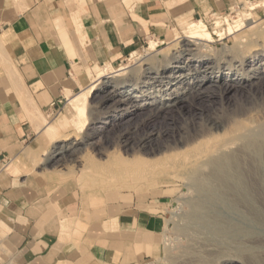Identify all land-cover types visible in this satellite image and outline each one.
Returning a JSON list of instances; mask_svg holds the SVG:
<instances>
[{
    "label": "crops",
    "instance_id": "1",
    "mask_svg": "<svg viewBox=\"0 0 264 264\" xmlns=\"http://www.w3.org/2000/svg\"><path fill=\"white\" fill-rule=\"evenodd\" d=\"M240 1L0 0V245L10 261L135 264L155 254L162 207L38 169L53 148L47 120L80 89L76 70L118 64L146 39Z\"/></svg>",
    "mask_w": 264,
    "mask_h": 264
},
{
    "label": "bare ground",
    "instance_id": "2",
    "mask_svg": "<svg viewBox=\"0 0 264 264\" xmlns=\"http://www.w3.org/2000/svg\"><path fill=\"white\" fill-rule=\"evenodd\" d=\"M234 5L229 10L234 9ZM261 7H264V0H247L235 11L234 16L212 14V26L204 19L192 20L181 28L185 32L184 37L173 47L172 52L161 59L158 57L156 61L145 62L138 72L131 73L132 83L125 84L116 79L123 68L107 75L102 69H94L96 75L92 79L85 72L76 70L73 78L80 89L87 88L88 93H91V84L95 83V91L106 90L107 85L109 88L103 98L118 96L120 104L132 98L131 105L115 109L105 116L92 117L91 109L86 110L84 106V98L73 94L75 98L69 104V111L74 114L72 120L75 125L72 130L56 135L65 127L63 117L49 127L52 134L56 135L53 147L59 145V150L56 149L42 162L58 154L62 158L73 155L77 151L75 146L97 133L99 128H103L102 125L110 124L114 119L128 114L130 107L153 105L155 110L151 115L158 114L166 107L180 109L179 104L186 98L184 95L193 93L195 97H199L202 85L206 82L219 89L218 83L224 82V89L219 90L221 92L236 86L256 87L264 79V30L247 34H241L240 31L257 21L252 11ZM237 35L243 41H237L230 47L223 46L218 52L211 48L210 43ZM178 38V35L174 37ZM156 45L155 42H150L149 48L154 50ZM135 54L136 52H132L131 57ZM221 64H225V68ZM196 74H201L198 79ZM154 85H159V88L154 89ZM248 103L238 105L219 117L206 115L202 119L203 123L193 132L186 123L183 129H180L181 126L174 130L172 141H164V148L176 150L178 145L187 147L172 155L165 153L166 160L162 162L154 163L152 159L151 162L149 159L146 161L139 155H132L133 158L126 156L128 149L133 152L153 150L151 140L146 136L136 143H130L126 138L124 151L116 148L109 159L99 161L94 166L83 164L80 170H102L108 182L124 185L132 178L181 170L190 187L198 193L204 192L202 196H205L196 200L200 201L197 204L194 202L197 207L193 208L196 210L186 218L188 224L184 229L187 234L191 232L192 235L203 231L201 233L206 239L205 243L214 246L210 250L205 244L206 247H202L206 249H202L208 248V251L203 252L199 248L202 251L198 255L191 250L189 254L194 253L196 256L192 257L191 254L192 258L189 259V256L182 264H264V244L253 228H264V94L254 96L249 105ZM90 128L92 131L88 132ZM160 158L162 160L163 157ZM231 214L248 221L247 224L250 223L251 227L242 224ZM189 228L192 229L190 232ZM190 238L194 240L192 236ZM194 242L199 243L197 240ZM173 262L181 264L179 261Z\"/></svg>",
    "mask_w": 264,
    "mask_h": 264
},
{
    "label": "rangeland",
    "instance_id": "3",
    "mask_svg": "<svg viewBox=\"0 0 264 264\" xmlns=\"http://www.w3.org/2000/svg\"><path fill=\"white\" fill-rule=\"evenodd\" d=\"M245 1L247 0H241L239 3L234 5V9L223 11L219 14H231L234 16L236 14L235 11L242 7ZM252 13L257 21L255 23H250L247 27L240 31L242 32L241 34L264 30V7L257 8L256 10H253ZM203 19L212 26L213 16L208 15ZM184 34L185 32H183L181 28H175L170 31V34L167 38H162V40L158 38H148L138 47L132 49L118 64L113 66L101 64L102 67L97 69L104 70V73L107 75L111 74L113 71L123 68L119 72L121 73L120 76H117L116 79H120L121 83H132L133 75H131V73L134 74L135 72H138L144 66L145 62L150 63L148 61H156L155 59L158 60V57L161 59L162 56L172 52L173 47L178 42H180L181 39H183ZM176 35L179 36L178 39H174ZM170 36L172 37L170 38ZM161 41L164 42L162 43ZM237 41H243V39H240L239 35L236 37L229 36L222 40H216L215 42L210 43V45L214 51L218 52L223 46H233V44L237 43ZM150 42H155L157 44L154 50L149 48ZM132 52H136L133 57H131ZM221 66L222 68H225L226 65L221 64ZM95 75L96 72L94 70L86 74V76L91 79L94 78ZM200 75L201 74H196V79H198ZM223 83L224 82L222 81L218 83L220 84V89L216 88L217 86L208 84V82L204 83V86L202 85V95L200 94L199 97H195L193 93L185 94V100L179 104L181 105L180 109L166 107L158 114L151 115L155 110L153 105L142 104L139 107H130L129 110L131 111L128 114L114 119L110 122V124L102 125L103 128H99L97 133H94L91 137L89 136L86 141H84L85 143L82 142L75 146L77 154L75 152L73 155H71L72 157L69 156L67 158H62V156L58 154L50 159H46V161H44L41 165H38V169L42 172L54 174L55 176L53 179H57L61 183L77 185L83 191H96L98 193L106 194L114 201L119 199H137L139 201H152V205L162 207V210L164 211L163 225L158 236L160 245L159 247H156L155 254L152 257L145 258L143 261H139L135 264H173V261H179L178 263L181 264L185 263L184 259L187 261L189 256V259H191L193 255L196 256L198 255L197 253L201 254L200 252L203 249H206V239L204 240V235L201 233L203 231H198L197 233L199 234L193 233L192 235L190 232L192 229L190 230L189 228L188 231L190 232L189 234H191L189 236V234H187V230L184 229V227H186L188 224V219L186 220V218L194 213L196 209L193 207L196 208V204L200 202H196V200H201V197L203 199L205 196H202L204 192L198 193V191L190 187L186 176L181 173V170H176L174 172L172 170L173 173L162 172V174L154 173L150 175L148 174L147 177L142 176L140 178H132L126 185H124L108 182L105 179L102 170H98L96 168L97 170L93 171H81L80 167L83 164L94 166L99 161L109 159V156L114 155V150L116 148L124 151L126 149L124 146V141L126 138H128L130 143H136L140 142L146 136H149L151 140L150 145L154 147V149L150 151L151 153L149 151L146 152V150L145 152L144 150L133 152L132 150L128 149L126 156L128 158H133L139 155V157H143L146 161L149 159L151 162L152 159V162L154 163L159 161L162 162L166 160L165 153L172 155L173 152L180 151L184 147H187L186 145H178L176 150H168L164 148V141H172V132L174 130L176 131L181 126L182 127L180 129H183V126L186 123L188 128L191 129L190 131L193 132L203 123L202 119L206 115L210 114L213 117H219L226 112L232 111L238 105H247L248 102H251L254 96L258 97L264 94V79L260 82L261 84L259 83L253 88H249L248 85H245L246 87L243 88L236 86L221 92L219 90H223L225 87V84ZM213 86L215 88H213ZM94 87L95 83L91 84V93H88L89 89L87 88L77 89L75 91L77 92L75 93L76 95H81L84 98V106L86 110L91 109L90 111H92V117L98 115L105 116L113 112L115 109L128 108L131 105L132 98H128V100H125V103L123 102V104H120V101H118V96L110 99L103 98L105 91H107L109 88L107 85L105 87L106 90L97 89L95 91ZM158 88L159 85H154V89ZM74 98L75 96H72V98L67 100L61 110L57 112V114L50 116L47 120L48 123H55L59 118L65 117V127H63L56 135H60L64 131L72 130L75 125L72 120L74 114L69 111V104L72 103ZM132 104L134 105V103ZM91 126L93 127L94 124H91ZM91 131L92 128L88 129V132ZM56 135L52 134V137L54 138ZM76 147H78V149ZM56 149L59 150V145L53 147L48 154L45 153V155L47 154L46 158L51 156L54 151H57ZM132 155L134 156L132 157ZM160 156L163 157L162 160ZM50 171H52V173H50ZM194 202H196V204H194ZM231 215H234L235 219L240 221L242 224L248 226L250 225L251 227L250 223L247 224L248 221H245L241 217H239L241 218L239 219L236 214ZM253 228L254 231L259 233L256 234H258L259 238H261L262 243L264 244V228H258L257 226H253ZM191 236L193 237L192 239H194L193 241L190 238ZM196 240L199 242L198 244L197 242H194ZM206 245H208L207 247L210 250L214 249L212 244L207 243ZM195 246L196 249L194 250ZM202 246L205 247L203 248ZM212 246L213 249H211ZM2 248L3 246L0 245V264H15L13 261H10L8 257L9 252H4ZM199 248L203 249L200 251ZM208 248L207 250H203V252L208 251ZM191 250L192 252H195L196 255L191 253V257V254H189Z\"/></svg>",
    "mask_w": 264,
    "mask_h": 264
}]
</instances>
